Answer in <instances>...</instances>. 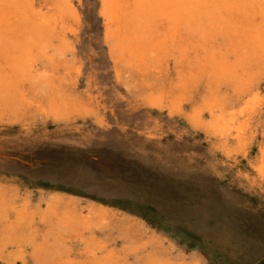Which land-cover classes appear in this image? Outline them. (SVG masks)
<instances>
[{
	"label": "rangeland",
	"instance_id": "374dc122",
	"mask_svg": "<svg viewBox=\"0 0 264 264\" xmlns=\"http://www.w3.org/2000/svg\"><path fill=\"white\" fill-rule=\"evenodd\" d=\"M253 1L264 7V0ZM72 7L73 50L57 55L55 66L41 64L44 87L28 98L46 111L52 98L65 105L71 99L77 107L59 118L15 100L9 115L0 116V243L10 225L6 205L27 202L49 217L36 222L37 242L48 238L49 250L38 253L29 245L24 264H57L65 256L83 262L91 236L122 264L154 257L171 264H264L262 208L229 185L264 165V63L249 69L248 90L221 85L220 78L191 64L200 54L194 51L168 73L155 61L151 69L138 70L116 62L108 50L100 0H74ZM179 71L191 84L186 115L218 93L222 116L234 113L233 127L223 123L236 129L231 135L215 138L213 126L198 131L149 104ZM202 118L213 124L208 111ZM225 144L230 153L213 148ZM49 203L88 217V228L63 226L58 216H49ZM16 250L0 246V264H20L13 263Z\"/></svg>",
	"mask_w": 264,
	"mask_h": 264
},
{
	"label": "bare ground",
	"instance_id": "6f19581e",
	"mask_svg": "<svg viewBox=\"0 0 264 264\" xmlns=\"http://www.w3.org/2000/svg\"><path fill=\"white\" fill-rule=\"evenodd\" d=\"M73 1L0 0L1 117L9 115V105L15 100L21 101L23 106L38 108L47 116L59 118L70 114L77 107L79 102L73 103L71 99L67 101L69 105H65L52 98L46 111L42 103L28 98L34 92L40 94V88L44 87L42 81L47 74L40 72L41 64L48 62L55 66L57 55L73 50L68 40L74 33L72 24L77 21ZM100 15L105 43L111 54L116 56V62L134 66L138 70L151 69L155 61L161 70L168 73L172 63L181 64L194 51L200 54L191 64H197L198 68L202 67L220 78L221 85H240L241 89L248 90L253 82L250 76L253 74H249V69L264 63V7L253 0H100ZM183 73L179 71L169 82L170 86L157 88L148 99L149 104L156 110L185 120L187 125L194 126L198 131L213 126L215 138L221 136L220 139H223L231 135L235 128H223V123L229 124L234 113L222 116L223 101L218 93L206 98L200 109L186 115L184 106L191 84ZM79 105L81 107L82 103ZM205 111L214 118L213 124L203 122ZM231 126L233 124H229ZM213 148L226 154L232 151L228 144ZM229 185L241 195L255 198L264 213L263 164L243 176L238 174ZM57 207L58 203L48 204L49 216H58L63 226L68 224L73 231H77L74 228L80 224H86L88 228L91 219L63 213ZM4 211V219L10 220V225L6 233L2 234L3 243L1 239L0 246H6L8 250L17 247L13 263L24 264L26 247L29 245H33L34 252L49 250L46 248L49 239L43 237L41 242H37L36 230V222L44 223L49 218L47 214L41 210L33 211L27 202L20 206L6 205ZM97 212L92 215L98 216ZM60 240L64 242L65 238ZM85 255L83 262L65 256L64 259L58 258L56 263L124 262L93 236L87 241ZM140 264L171 263L161 257H154Z\"/></svg>",
	"mask_w": 264,
	"mask_h": 264
}]
</instances>
